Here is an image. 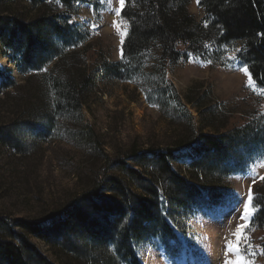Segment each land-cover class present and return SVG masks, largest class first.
<instances>
[{"label": "trees", "instance_id": "16d2710c", "mask_svg": "<svg viewBox=\"0 0 264 264\" xmlns=\"http://www.w3.org/2000/svg\"><path fill=\"white\" fill-rule=\"evenodd\" d=\"M24 1L32 8L29 17L0 12V48L22 73L42 71L86 40L82 28L67 12L50 14L41 9L53 2L74 11L83 0ZM192 1L125 0L121 17L128 21L129 32L123 59L104 62L99 74L129 81L191 56L203 62L218 61L223 47L238 44V62L264 89V0H199L205 13L201 21L190 12ZM153 49L157 61L151 59ZM3 73L0 81L4 84ZM76 81L52 78V90L64 101L58 103L59 109L78 111L74 104L82 106L78 104L82 94L74 101ZM80 81L84 88L90 87L94 76L83 75ZM171 87L176 91L174 84ZM210 93L204 90L196 98L190 89L185 97L203 121L213 112L206 104ZM160 96L167 104L172 99L176 106H184L178 96ZM154 97L148 93L149 99ZM16 128L2 130L0 143H13ZM11 145L17 147L16 142ZM263 151L264 128L248 123L227 132L205 133L200 129L171 146L133 145L124 154L107 156L103 175L57 214L41 221L0 217V264H58L36 240L56 255V249L66 252L69 258L65 264H143L139 245L154 238L169 258H175L169 247L172 242L180 243L176 233L179 222L225 207L234 195L228 179L244 174L255 155ZM183 162H189L186 172L180 165ZM257 187L251 201L255 210L251 226L264 230V179Z\"/></svg>", "mask_w": 264, "mask_h": 264}, {"label": "rangeland", "instance_id": "374dc122", "mask_svg": "<svg viewBox=\"0 0 264 264\" xmlns=\"http://www.w3.org/2000/svg\"><path fill=\"white\" fill-rule=\"evenodd\" d=\"M41 9L50 14L67 12L87 38L42 71L27 74L0 48V74L10 70L3 73L5 86L0 81V132L17 127V147L11 145L14 142L0 143V217L46 220L103 175L107 156L124 154L133 145L171 146L200 129L227 132L248 123L264 128V89L249 71L242 70L245 67L237 60L240 45L223 47L222 59L215 62L191 56L175 66H160L146 76L122 81L99 74L104 62L123 59L129 23L121 17L120 0H83L74 11L49 2ZM0 12L29 17L32 8L24 0H0ZM190 12L198 21L205 17L198 0L192 1ZM156 54L153 49V61L158 60ZM83 75H93V85L81 86L77 81ZM56 77L77 80L74 101L82 94L78 102L82 106L74 104L78 111L58 108L64 101L52 90V78ZM190 89L196 98L204 90L211 92L206 104L213 112L204 121L186 103ZM148 93L154 94L153 100ZM162 93L179 97L193 119L184 106H176L172 99L169 104L163 101ZM30 126L38 129L32 131ZM188 164H180L184 172ZM263 179L264 151L255 155L244 174L228 179L234 195L225 207L179 222L176 233L180 243L172 242L169 247L175 258H169L154 238L139 245L143 264H234L238 259L235 233L244 224L248 227L246 238L239 243L240 257L248 264H264V230L251 226L255 210L248 201ZM245 206L251 212L248 220L242 218ZM35 242L52 261L68 262L66 252L56 249V255L46 244Z\"/></svg>", "mask_w": 264, "mask_h": 264}, {"label": "snow or ice", "instance_id": "6c2138e0", "mask_svg": "<svg viewBox=\"0 0 264 264\" xmlns=\"http://www.w3.org/2000/svg\"><path fill=\"white\" fill-rule=\"evenodd\" d=\"M198 2H199V0H198ZM124 4H125V0H120L121 9L124 7ZM117 14H119V13H117ZM242 70L245 71L246 73L248 71L246 67L243 68ZM252 199H253V197L249 194L248 201L251 202ZM252 211H254V210H252ZM250 217H251L250 209L247 206H245L242 218L245 220H248V219H250ZM247 227H248L247 224L239 225L237 227V230L235 233V235L237 236V244L235 246V251H236V255H237L238 259L236 262H234V264H248V262L246 260H243V258L240 257V249H239V243L246 238L244 235V232H245V229H247ZM226 264H229V262L226 261Z\"/></svg>", "mask_w": 264, "mask_h": 264}]
</instances>
